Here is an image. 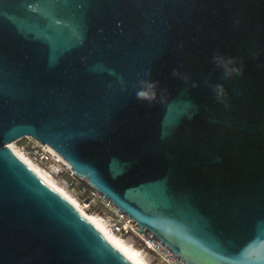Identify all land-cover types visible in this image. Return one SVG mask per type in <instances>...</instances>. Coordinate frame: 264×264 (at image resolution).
<instances>
[{"label":"water","instance_id":"95a60500","mask_svg":"<svg viewBox=\"0 0 264 264\" xmlns=\"http://www.w3.org/2000/svg\"><path fill=\"white\" fill-rule=\"evenodd\" d=\"M24 136L188 264H264V0H0V264H135L16 152Z\"/></svg>","mask_w":264,"mask_h":264},{"label":"built area","instance_id":"2783aa9c","mask_svg":"<svg viewBox=\"0 0 264 264\" xmlns=\"http://www.w3.org/2000/svg\"><path fill=\"white\" fill-rule=\"evenodd\" d=\"M37 145L31 151V157L39 164H45L48 160L54 162H65L60 159L58 153L48 143L37 140ZM67 170L73 177V183L78 191L81 205L88 211L95 210L113 232L126 237L138 239L143 247L150 250L159 257L165 264H188L175 250L162 241L149 227L139 222L128 212L120 208L113 200L102 193L98 188L92 186L86 179L80 177L72 168V165L65 162Z\"/></svg>","mask_w":264,"mask_h":264},{"label":"clouds","instance_id":"9594fccd","mask_svg":"<svg viewBox=\"0 0 264 264\" xmlns=\"http://www.w3.org/2000/svg\"><path fill=\"white\" fill-rule=\"evenodd\" d=\"M238 23V21H237ZM182 46V45H181ZM212 62L216 65V67L221 68L223 70L224 78H231L233 76H242L243 75V62L237 63V58L226 56L217 52L212 57ZM151 69H147L144 72V79H140L138 81V87L136 90V98L141 101H147L149 104L157 100L158 97V85L159 81L151 79ZM172 76L179 77L188 83L190 81V76L187 73H181L179 69H173ZM205 83H209L206 79ZM121 84L123 86V80H121ZM199 84L196 81H191V87L196 88ZM218 102L224 103L225 107H228L226 103L227 92L221 83L211 84L210 85ZM166 89H161L160 92H164Z\"/></svg>","mask_w":264,"mask_h":264},{"label":"bare ground","instance_id":"6f19581e","mask_svg":"<svg viewBox=\"0 0 264 264\" xmlns=\"http://www.w3.org/2000/svg\"><path fill=\"white\" fill-rule=\"evenodd\" d=\"M16 152L26 160L44 179H46L52 186L60 190L66 197H68L88 218H90L103 232L106 234L110 240L120 249L122 252L128 256L135 264H150L146 259L143 251L134 246L132 243L128 242L126 239L122 238L118 234L112 231V229L105 223V221L97 214L88 213L87 210L80 204V202L73 197L68 191L59 185L53 175L49 170L42 167L38 162H36L30 155L28 156L24 151L18 149L14 143H11ZM53 150L58 153L54 148ZM60 159L71 164L67 159L60 153H58Z\"/></svg>","mask_w":264,"mask_h":264},{"label":"rangeland","instance_id":"374dc122","mask_svg":"<svg viewBox=\"0 0 264 264\" xmlns=\"http://www.w3.org/2000/svg\"><path fill=\"white\" fill-rule=\"evenodd\" d=\"M12 143H14V145L18 149L24 151L29 156L31 154V151L34 149V145H37L38 142H37V139H35L32 136H24ZM40 165L44 167L45 169L49 170V172L53 175L55 181L59 185L64 187L68 191V193H70L73 197H75L78 201H80L78 197V191L75 187L76 184L73 183L72 181L73 177L70 174V172L67 170L65 166V162H54L53 160H48L45 164H40ZM87 212L99 215L96 209L91 210V211L87 210ZM126 240L132 243L134 246L140 248L143 251V254L145 255L146 259L149 261L150 264H165L154 253H152L147 248L143 247V245L138 239L133 238L132 236L131 237L127 236Z\"/></svg>","mask_w":264,"mask_h":264}]
</instances>
